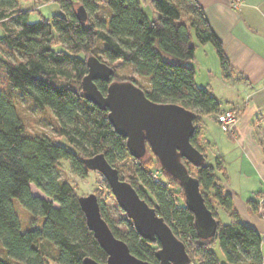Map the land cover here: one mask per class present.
Instances as JSON below:
<instances>
[{"label":"trees","instance_id":"trees-1","mask_svg":"<svg viewBox=\"0 0 264 264\" xmlns=\"http://www.w3.org/2000/svg\"><path fill=\"white\" fill-rule=\"evenodd\" d=\"M17 1L0 0V23L6 27L1 42L25 59H0V264H83L85 258L105 263L108 256L87 226L79 205L80 196L72 185L60 181L58 171L66 161L75 174L86 177L91 172L87 161L98 155L119 169L121 157L128 156L129 151L126 139L110 123L108 111L88 101L81 87L63 84L62 80L82 81L88 74L89 56L102 57L110 66L117 61L131 64L138 76L150 79L149 86L142 88L137 79L122 78L117 73L113 81L133 82L154 103L178 104L194 112L196 131L191 143L204 154L199 144L200 118L218 116L221 104L212 93L196 84V71L189 65L196 53L193 39L201 45L214 46L224 79L233 78L234 73L222 42L197 0H153L158 14L155 19L144 11L143 0H41L44 4L57 1L65 15L35 23L29 22L28 13L18 8ZM100 3L107 12L102 21L96 22L90 15L86 22L77 19L76 7L96 12ZM9 21L17 28L8 27ZM53 45L59 49H53ZM165 55L174 61H168ZM108 85L97 82L103 94ZM15 93L30 100L38 110L51 111L54 131L67 144L29 134ZM144 159L133 158L134 181L120 177L135 187L186 245L190 264H263L262 237L255 228L240 221L232 197L219 185L218 160L216 167L208 164L193 167L197 170L196 177L191 172L192 166L187 164L190 175L199 180L205 203L217 220L214 235L203 238L194 214L186 205L181 183L163 172L180 189L182 203L161 180L153 179L142 164ZM31 185L46 198L34 196ZM209 194L229 214L230 224L221 223ZM15 203L29 214L27 223L21 222ZM251 206L255 210L253 203ZM101 213L114 235L128 245L133 255L161 264L158 241L143 239L133 225L123 233L113 226L102 206ZM217 244L223 260L214 251Z\"/></svg>","mask_w":264,"mask_h":264},{"label":"water","instance_id":"water-1","mask_svg":"<svg viewBox=\"0 0 264 264\" xmlns=\"http://www.w3.org/2000/svg\"><path fill=\"white\" fill-rule=\"evenodd\" d=\"M77 19L86 22L85 8L79 6ZM88 74L81 81L84 97L103 111L115 132L126 139L129 155L142 160L148 149L160 163L161 171L177 179L184 191L186 205L194 214L195 225L203 238L212 237L217 220L207 207L200 182L190 175L188 165L201 168L207 158L191 143L195 114L178 104L152 102L145 91L130 81H113L114 69L96 56L87 58ZM97 82L108 83L106 94ZM91 171L99 172L107 181L121 210L132 221L137 233L146 240L158 241L161 264H190L186 245L174 234L154 207L141 198L135 187L120 177L119 170L103 155L87 161ZM188 164V165H187ZM86 223L100 247L107 254L105 263L85 258L83 264H152L133 255L128 245L117 238L101 213L96 194L79 197Z\"/></svg>","mask_w":264,"mask_h":264},{"label":"crops","instance_id":"crops-1","mask_svg":"<svg viewBox=\"0 0 264 264\" xmlns=\"http://www.w3.org/2000/svg\"><path fill=\"white\" fill-rule=\"evenodd\" d=\"M197 2L222 42L234 76L224 79L214 46L194 43V38L196 53L189 65L196 71V84L218 99L219 115L232 109L238 112L232 135L221 129L219 115L202 116L199 144L206 158L212 156V166L220 162L216 170L218 183L233 198L235 211L244 206L247 225L262 237L264 256V0H240L237 4L232 0ZM152 14L153 19L158 17L155 9ZM237 196L241 199L238 205ZM218 206L214 208L219 220L222 214L229 218ZM231 222L232 219L225 224Z\"/></svg>","mask_w":264,"mask_h":264},{"label":"rangeland","instance_id":"rangeland-1","mask_svg":"<svg viewBox=\"0 0 264 264\" xmlns=\"http://www.w3.org/2000/svg\"><path fill=\"white\" fill-rule=\"evenodd\" d=\"M153 0H145L143 2V9L146 14L150 18H154L155 16L152 14L154 8L152 5ZM18 8L26 13H28V20L30 23H35L40 20H47L50 21L55 15H65V11L62 9L61 5L57 2H51L44 4L41 0H18L17 1ZM78 9V7H76ZM85 14L90 15L96 22L102 21L106 16V8L103 3H100V7L96 10V12H91L85 9ZM8 27L16 29V24L12 21L8 22ZM6 35V27L0 23V59L6 61H25L17 52L9 50L1 39ZM196 38L194 39V43H196ZM53 49L58 50V45H53ZM103 62L109 63L107 60L100 58ZM165 59L168 61H174V58L168 55H165ZM111 66L114 69V72L119 74L122 78H135L137 79L142 85V88H146L150 85V79L148 77H141L136 74L134 71V67L131 64H126L122 61L113 62ZM63 84L70 85L72 87L79 88L81 87V81L77 78L71 80H62ZM18 101V107L20 110V114L26 119V126L27 131L31 135H44L51 139L56 140L57 144L64 145L67 144L64 138L59 137L52 126V122L54 121V116L51 111L45 110L41 111L38 110L33 106L30 100L22 97L18 93H15ZM230 111V110H229ZM201 123V118H200ZM201 132L199 131V135ZM231 135V134H229ZM200 137V136H199ZM71 150L74 151L72 146H68ZM145 168L148 169L150 174L158 176L159 180L163 182L171 192L177 196L182 203V193L180 189L176 186L174 182L168 180L164 177L163 172L160 169L159 163L157 162L156 157L153 153L149 150L148 155L142 161ZM208 165H214L213 158L211 155L207 158ZM120 176L130 181H134L133 179L135 176V163L133 158L128 156H122L121 161L118 164ZM195 168V167H194ZM193 166L191 168V172L193 176L196 177L197 170L194 169ZM59 177L61 182H67L72 185L75 190L77 191L79 196H87L89 194H96L99 198L101 206L104 208L105 213L107 214L110 222L113 226L118 229L119 231L126 233L129 229V226L133 225L132 221L127 218V215L121 210L119 207L115 197L113 196L109 185L106 179L97 171H91L86 177H81L73 172L70 168L68 162L63 161L59 167ZM154 179V177H153ZM141 185V183H140ZM31 193L34 196H39L42 198H46L45 195L38 190L34 185H31ZM228 194V193H226ZM208 199L211 203H213L214 207L217 209L219 208L218 203L213 200L212 194H209ZM233 199V198H232ZM240 196L236 197V203H240ZM248 205V204H247ZM246 206V205H245ZM15 210L18 213L20 220L22 223H27L29 220V214L25 212V210L18 204L15 203ZM238 214L240 221L244 224H248L245 219L246 210L244 206L239 207ZM236 211V212H237ZM240 212V213H239ZM226 218V219H225ZM222 221L223 224L230 222L231 218L228 216H224L222 214ZM228 220V221H227ZM214 251L218 255L220 260H223V254L219 244L216 245ZM47 264H55L53 262H48Z\"/></svg>","mask_w":264,"mask_h":264},{"label":"built area","instance_id":"built-area-1","mask_svg":"<svg viewBox=\"0 0 264 264\" xmlns=\"http://www.w3.org/2000/svg\"><path fill=\"white\" fill-rule=\"evenodd\" d=\"M233 4L240 3V0H232ZM238 121V112L235 109L225 112L218 116V122L221 129L227 134H233ZM156 181L159 180L158 176L153 175Z\"/></svg>","mask_w":264,"mask_h":264}]
</instances>
